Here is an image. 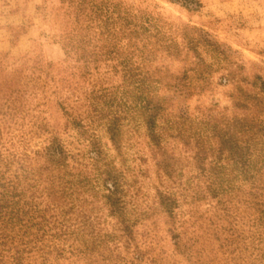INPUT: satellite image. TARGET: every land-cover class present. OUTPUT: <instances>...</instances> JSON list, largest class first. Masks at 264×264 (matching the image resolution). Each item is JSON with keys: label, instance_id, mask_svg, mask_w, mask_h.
<instances>
[{"label": "trees", "instance_id": "trees-1", "mask_svg": "<svg viewBox=\"0 0 264 264\" xmlns=\"http://www.w3.org/2000/svg\"><path fill=\"white\" fill-rule=\"evenodd\" d=\"M62 2V61L0 56V264H264V117L248 110L263 77L238 88L244 115L190 113L174 97L217 69L198 53L173 75L178 26L121 0ZM182 28V47L225 59ZM139 177H158L152 192Z\"/></svg>", "mask_w": 264, "mask_h": 264}, {"label": "rangeland", "instance_id": "rangeland-1", "mask_svg": "<svg viewBox=\"0 0 264 264\" xmlns=\"http://www.w3.org/2000/svg\"><path fill=\"white\" fill-rule=\"evenodd\" d=\"M121 1L148 11L159 12L165 20L179 27L180 56L177 59L166 58L173 75L179 80L187 68L194 67L199 62L198 53L205 61L213 60L215 63L214 69L217 70L210 78L203 81L188 77L195 85L208 86L188 98L176 95L173 99L174 105H181L195 114L222 111L244 115L252 109L255 115L259 113V117H264L263 94L259 95L261 102L257 101V106L253 104L248 110L246 107L238 108L234 105L236 93H239L238 88L241 87L248 93L256 92L257 89L251 85L254 76L261 75L264 79V0H200V4L193 9L168 0ZM66 7L67 3L62 0H0V56L9 53V60H13L36 47L37 52L45 59L62 61L65 57L62 46L53 41L59 38L65 21L63 13ZM181 25L197 27V33L207 37L216 48L225 51V59H216L212 55L213 52L202 45L198 47V52L182 47L183 37L191 32L184 31ZM36 40L39 41L38 45L34 43ZM229 66L235 72V77L231 80L223 76L225 67ZM191 74L189 71V75ZM183 80L181 79L182 82ZM51 116L52 119L63 121L56 111H53ZM148 167L152 169V164ZM188 178L178 177L183 182ZM139 179L144 185V190L152 192V185L158 177Z\"/></svg>", "mask_w": 264, "mask_h": 264}]
</instances>
